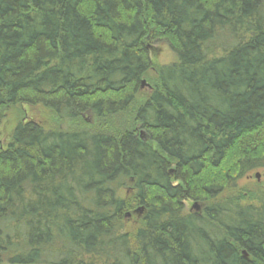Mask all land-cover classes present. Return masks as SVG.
I'll list each match as a JSON object with an SVG mask.
<instances>
[{
  "label": "trees",
  "instance_id": "16d2710c",
  "mask_svg": "<svg viewBox=\"0 0 264 264\" xmlns=\"http://www.w3.org/2000/svg\"><path fill=\"white\" fill-rule=\"evenodd\" d=\"M154 42L175 60L154 67ZM16 105L98 127L15 123L1 261L264 264V195L222 198L264 160V0H0V122Z\"/></svg>",
  "mask_w": 264,
  "mask_h": 264
},
{
  "label": "rangeland",
  "instance_id": "374dc122",
  "mask_svg": "<svg viewBox=\"0 0 264 264\" xmlns=\"http://www.w3.org/2000/svg\"><path fill=\"white\" fill-rule=\"evenodd\" d=\"M149 56L154 67L159 65L169 64L175 60L174 54L164 42H154L150 44ZM144 85L139 90L136 100H143L150 92L153 85H157L156 72L152 68L148 70L146 76L142 79ZM19 119H34L38 121L45 128H59L62 130H71L78 127L96 128L98 127L97 121L90 115H86L80 120H59L50 110L43 108L40 105H16L7 110L5 118L0 122V148H4L10 139L11 132L15 123ZM114 125L102 122L100 130L104 131H121L122 128H127V124L131 120L125 116H118L114 120ZM120 125V126H119ZM117 126V127H115ZM103 128V129H102ZM256 165L250 170H246L242 177L236 180V186L227 190L222 198H228L229 201L236 202L237 204L246 205L258 203L257 197L264 195V160H257L253 162ZM253 165V164H252ZM258 175V177H256ZM129 190H120L119 194L126 197ZM186 210L197 211L200 210L201 204L192 201H185ZM200 206V207H199ZM129 216L126 218V229H130L138 225L137 216L133 210L128 211ZM0 264H9L6 261H1Z\"/></svg>",
  "mask_w": 264,
  "mask_h": 264
},
{
  "label": "water",
  "instance_id": "95a60500",
  "mask_svg": "<svg viewBox=\"0 0 264 264\" xmlns=\"http://www.w3.org/2000/svg\"><path fill=\"white\" fill-rule=\"evenodd\" d=\"M144 85V81H141V87ZM256 177H258V175H256Z\"/></svg>",
  "mask_w": 264,
  "mask_h": 264
}]
</instances>
